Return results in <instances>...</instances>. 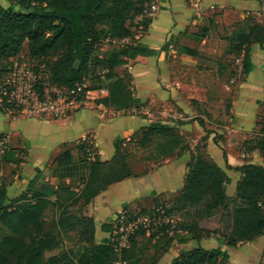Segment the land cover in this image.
Instances as JSON below:
<instances>
[{"label": "crops", "instance_id": "obj_1", "mask_svg": "<svg viewBox=\"0 0 264 264\" xmlns=\"http://www.w3.org/2000/svg\"><path fill=\"white\" fill-rule=\"evenodd\" d=\"M150 5L155 10L148 19L144 16L136 18L132 36L125 38L123 43L105 40L97 48L98 56L103 59L114 51L134 47L147 55L155 53L135 59L122 57L125 64L114 69L119 77L125 73L130 75L139 102L136 107L125 111L104 106L101 100L108 96L104 80L100 81V88L107 90L106 95L93 103L92 108L76 109L64 119L20 114L7 116L0 110V135L5 136L8 142L6 160L0 163L2 203L5 206L29 193V184L37 172L40 180L36 189L47 184L55 190L64 187L79 192L88 175L89 162L81 147L87 135L94 139L95 159L109 162L115 156V141H128L155 123L172 127L175 133L183 136L184 150L165 158L147 173L136 174L130 166L132 177L111 185L88 204L79 203L84 206V216L93 219L94 244L112 243L114 222L118 217L152 211L157 204L165 203L168 207L179 196L189 164L198 154L193 150L190 132L201 130L196 120L192 123L185 121L198 116V108L206 106L204 103H208L211 97L208 92L232 90L231 114L238 119L241 129L246 123L245 118L250 117L249 124L256 123L260 109L258 102H264V83H259L261 77L264 79L261 74L264 72V44L243 46L248 48L250 58L247 75L242 67V73L247 77L245 83L226 84L227 72L222 64L239 45L237 39L233 41L234 32L245 30L247 34L254 24L264 27V0L262 3L258 0H152ZM144 19L148 22L146 28L140 24ZM204 26L209 32L216 29L215 36L200 34L199 28ZM225 30L231 42L218 36ZM166 45L169 50L162 51ZM241 56L244 63V55ZM214 61L215 68L206 70L207 64ZM133 110L144 116L134 115ZM159 115H162L161 119ZM156 117L158 121L153 120ZM231 142L232 138L223 146L210 138L203 150L205 156L227 176L226 194L229 199L235 197L237 184L242 178L238 169L248 164L264 166L257 149L248 150L245 144L242 148L234 147ZM167 234L172 236L173 231ZM182 235L183 242L174 240L158 255L156 264H172L174 259L195 248L226 251L228 258L221 264H264V235L239 243L234 248H227L218 235L199 240ZM159 236L150 244L153 254V244ZM120 245H124L123 242Z\"/></svg>", "mask_w": 264, "mask_h": 264}, {"label": "trees", "instance_id": "obj_2", "mask_svg": "<svg viewBox=\"0 0 264 264\" xmlns=\"http://www.w3.org/2000/svg\"><path fill=\"white\" fill-rule=\"evenodd\" d=\"M151 2L17 0V7L6 8L0 4V84L7 79L13 59L26 49L29 58L38 62L35 72L41 75L39 72L43 71V79L41 75L37 85L40 91L44 83L52 88L70 89L87 77L91 80L90 89H99L100 74L108 90V96L101 100L103 105L116 110L133 109L139 102L131 77L127 73L119 77L114 69L125 64L122 57L135 59L155 53L147 55L134 47L114 51L103 59L98 56L97 48L106 39L121 40L132 36L133 22L143 16ZM140 24L146 28L148 22L144 19ZM237 40L240 47H234V51L244 52L243 72L247 75L250 58L248 50L242 47L255 43L263 45L264 28L254 24ZM168 50L167 45L162 49ZM12 108L5 103L0 110L6 114V110ZM154 137L162 141L159 145L162 158L173 157L185 148L183 136L167 125L155 123L142 131V146ZM123 141H115V156L111 161L94 159L89 163L87 179L79 192L64 187L55 190L47 184L36 189L40 180L38 172L29 184V193L14 199L9 206L2 203L1 188L0 224L9 235L0 241V264H142L144 249L139 245V238L151 244L161 234L153 244V255L158 256L174 240L182 243V234L195 240L218 235L227 248L264 235V166L248 164L238 169L242 178L235 197L229 199L225 173L210 158L198 153L189 164L184 187L174 202L169 207L157 204L152 211L140 213H155L152 218L157 220L156 231L150 232L151 222L130 235L124 246L107 241L95 245L93 219L71 216L67 209L81 201L88 204L111 185L133 176L126 155L119 151ZM253 149L260 152L264 161V134L257 146L248 148ZM4 160L6 152L1 164ZM48 210L56 214L54 223L60 232L77 233L78 243L82 245L78 253L67 250L48 256L61 247V242L45 231ZM172 231L173 235L169 236L167 233ZM227 258V252L219 248H195L174 259L172 264H221ZM148 264H156V260Z\"/></svg>", "mask_w": 264, "mask_h": 264}, {"label": "rangeland", "instance_id": "obj_3", "mask_svg": "<svg viewBox=\"0 0 264 264\" xmlns=\"http://www.w3.org/2000/svg\"><path fill=\"white\" fill-rule=\"evenodd\" d=\"M16 3H17V0H12V1L0 0V4L5 8L10 5H14L15 7H17ZM149 6H150V3L148 4V7ZM146 18L148 19V17ZM133 25H134V22H133ZM204 30H206L207 32H204ZM215 30L216 29H210V32H213V33H210L208 27L204 26L203 28H199V33L203 35L208 34V35L215 36ZM245 34H246L245 30L234 32L233 41L236 42L237 41L236 39L238 36L245 35ZM218 36L225 37L226 39H229L230 42L232 41L230 37L228 38L229 35H228V31L226 30L224 31L222 35L218 34ZM230 45L232 47V44ZM239 45L236 47H240ZM242 49L248 50L247 47L246 48L242 47ZM243 53L242 52L239 53V51L233 50V53H232L233 55L229 53L227 55L228 57L224 59L225 61L224 62L222 61L223 62L222 65H224V69L227 72V76H226L227 78L225 77L226 84L235 86L237 84H242V83L247 82V77H245L242 73L243 62H242L241 55ZM13 61H14L13 63L16 65V69L14 68L15 65L12 66L11 71L7 76V79L3 81V83L0 84V88H4L6 91L8 89L6 81L9 79V77L12 78L15 76V73L17 75V72L21 73V71H25V72L33 71L34 73H36L34 68L38 64V62L33 61L29 58L26 49H24L18 57L13 59ZM213 63H215V61L212 62V64H207L205 69L206 70H209L210 68L214 69L215 64ZM200 69H204V68L200 67ZM39 73L42 75V79H43V71H40ZM261 74L262 76H264V72H261ZM261 78L259 79V83H264L263 82L264 79H261ZM49 89L53 90V88L51 87H49ZM207 94L211 95V97L209 96V102L204 103V105L206 106L198 108V112H199L197 113L198 116L195 115L189 121H185V122L192 123L196 120L197 126H199L201 129V130H198L195 127L198 132L194 130H191L190 132V135L193 136L192 137L193 150L205 155L203 150L206 147V142L210 138L213 139V142H215V144L221 142L223 146H225L226 140L230 138H232L231 144L234 147L241 146L242 148L244 144L247 148L257 146L258 141L260 140L261 136L264 134V102H261V101L258 102L260 109L258 112L259 116L256 119V123L249 124L250 117L245 118L246 123H243L242 129H241L240 124H238L237 122L238 119L232 116L231 114V110L233 108L231 95L233 94V91L225 89L224 92L216 91V92H208ZM172 109L174 110V108ZM140 115L144 116L142 115V113H140L139 116ZM158 117L161 119L162 115H159ZM158 117H156V119L153 118V120L158 121L157 120ZM180 122H183V121H180ZM140 141H141V133H138L137 135L131 137L128 141L124 140L119 150L120 153L126 155L127 163L129 164V166H131L135 170L136 174H142V173L149 172L150 170L153 169V166H156L157 164H161V162H163V160L165 159V158H162L161 150L159 147L160 143L162 142L161 140H158L156 137H154L145 146H142ZM159 205H161V207H167L165 203L159 204ZM83 210H84L83 204H78L76 206H69L67 209V213L71 216L82 218V217H85ZM127 215L132 216V217L134 216L144 217V215L140 213L127 214ZM150 215L151 214L147 216H150ZM150 217L152 218V215ZM45 218H46L45 231L51 234L52 236L56 237L61 242L60 249L49 253L48 256L57 255L67 250H72L74 253H78L82 249V245L78 243L77 233L75 231H72V232L67 231V232L62 233L56 228L55 223H54L56 219V214L54 213V211L48 210L45 214ZM156 221L154 219L153 221H151L153 223V228L151 229L150 232L152 233L153 231H156V228H157ZM115 222H114V230H115ZM117 230L118 229H116V233H119V234L116 236L115 235L113 236V239H114L113 242L115 246L119 245V243H122L121 237H123V234H121L120 230L119 232ZM7 235H9V232L7 231L6 228H4L0 224V241ZM139 245L142 249H144V258H143L142 264H148L154 260L157 261L158 256L153 255L152 249L150 248L151 245L147 243L145 238L144 239L139 238Z\"/></svg>", "mask_w": 264, "mask_h": 264}, {"label": "built area", "instance_id": "obj_4", "mask_svg": "<svg viewBox=\"0 0 264 264\" xmlns=\"http://www.w3.org/2000/svg\"><path fill=\"white\" fill-rule=\"evenodd\" d=\"M155 10L153 5H150L143 13L144 17L150 18ZM114 44L123 43L125 40L106 39ZM15 64H13L14 66ZM16 69V65L14 66ZM100 81L104 82L103 76L98 74ZM39 76L32 72L21 71L15 73L14 77H9L6 81L8 90L0 88V108L4 107L5 103L13 108L7 109V116L22 115L26 117L48 116L53 120L66 118L71 112L81 108H92L93 103L107 94V90L102 87L100 89H90L91 80L89 77L82 80V83L74 85L70 89H57L51 95L46 89L40 91L37 87L39 84ZM97 107H102L101 104H95ZM134 115L140 114L139 111L133 110ZM7 138L0 137V160L3 153L7 150ZM83 152L88 161H92L95 157V144L91 135H87L81 143ZM1 188V183H0ZM159 210H157L158 212ZM156 212V213H157ZM163 213V211H160ZM155 214V213H153ZM152 214V215H153ZM151 216V215H150ZM153 219L147 215L144 217H132L123 214L116 219L114 235H118L117 231L123 234L121 242L127 244V240L138 229L148 227ZM125 229V230H123Z\"/></svg>", "mask_w": 264, "mask_h": 264}, {"label": "bare ground", "instance_id": "obj_5", "mask_svg": "<svg viewBox=\"0 0 264 264\" xmlns=\"http://www.w3.org/2000/svg\"><path fill=\"white\" fill-rule=\"evenodd\" d=\"M36 74H37V73H36ZM37 75H38L39 78L41 79V75H39V74H37ZM86 79H87V78H86ZM83 80H85V79H83ZM81 83H82V82H81ZM43 87H44L43 89H46V90L49 92V94H51V95H53V94H54V91L58 89V88H53V90H50V89H49L50 86H49L48 84H45V83L43 84ZM51 88H52V87H51ZM65 90H67V89H65ZM47 117H48V116H47ZM81 146H82V145H81ZM3 154H4V153H3ZM84 154H85V153H84ZM2 156H3V155H2ZM2 156H1V158H2ZM85 158H86V155H85ZM94 159H95V157H94ZM94 159H93V160H94ZM86 160H87V158H86ZM93 160H92V161H93ZM0 161H1V160H0ZM87 161H88V160H87ZM92 161H88V162L90 163V162H92Z\"/></svg>", "mask_w": 264, "mask_h": 264}]
</instances>
